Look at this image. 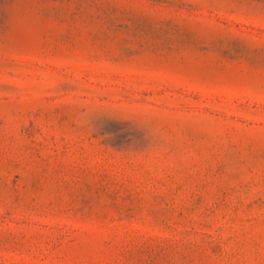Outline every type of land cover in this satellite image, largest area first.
Wrapping results in <instances>:
<instances>
[{
    "label": "rangeland",
    "instance_id": "1",
    "mask_svg": "<svg viewBox=\"0 0 264 264\" xmlns=\"http://www.w3.org/2000/svg\"><path fill=\"white\" fill-rule=\"evenodd\" d=\"M0 264H264V0H0Z\"/></svg>",
    "mask_w": 264,
    "mask_h": 264
}]
</instances>
